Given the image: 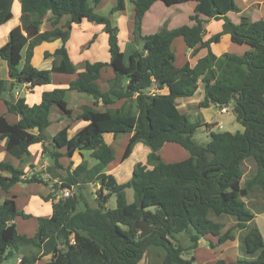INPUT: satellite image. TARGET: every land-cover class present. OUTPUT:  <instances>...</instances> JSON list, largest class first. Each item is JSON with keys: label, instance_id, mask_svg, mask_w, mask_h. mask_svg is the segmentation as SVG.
<instances>
[{"label": "trees", "instance_id": "obj_1", "mask_svg": "<svg viewBox=\"0 0 264 264\" xmlns=\"http://www.w3.org/2000/svg\"><path fill=\"white\" fill-rule=\"evenodd\" d=\"M101 1L20 0L22 27L14 29L9 43L0 49V59L6 64L11 80L20 85L44 86L51 83L52 73L77 72L66 48L73 26L83 21L104 25L111 61L86 64L68 90L91 98L95 106L100 102L110 104L112 97L125 101L120 108L105 112L83 107L79 119L88 125L69 138L72 110L64 92L44 94L37 108L27 105L25 99H5L8 112L21 120L12 125L0 117V139L8 140V153L22 161L30 158L33 145L47 140L46 132L55 110L65 121L52 137L54 151L49 156L54 163L47 173L51 180L75 190L72 197L54 204L50 217L38 220L33 237L19 234L15 219L28 220L29 216L18 211L15 201L0 204V264L15 255L14 264H37L47 256L51 257L47 264H139L147 252L154 251L159 252L160 261L152 260L149 264H196L192 252L209 236L218 238V245L239 242L241 255L231 264H264V238L253 224L256 212L244 201L256 191L264 198V21L241 16L237 24L231 22L229 13L242 12L235 0H129L133 5L134 36L145 42V48L143 52L135 51L126 63L110 17L95 12ZM158 2L169 8L195 3L190 17L195 25L165 28L139 37L145 15ZM13 3L14 0H0V26L13 18ZM126 4L127 0H118L111 14L125 11ZM49 11L55 16L51 20L53 30L40 33ZM65 17L69 20L59 27ZM210 20H224L225 24L222 32L205 42V26ZM224 35H230L236 45H247L249 51L242 56L230 53L217 56L211 46L219 44ZM179 37L193 51L195 60L182 68L176 67V54L172 50ZM56 40L63 42L54 54L61 61L55 62L51 70H37L32 64L35 48ZM202 52L205 55L200 57ZM107 67L113 69L116 79L111 90L102 93L97 81ZM200 84L204 100L199 109L233 104L244 132H211L206 145L194 141L202 123L200 120L193 123L190 116L182 114L176 100L195 96ZM152 88L159 89L160 94L149 95ZM6 91L7 82L0 80V99ZM108 134H131L122 161L132 155L135 145L143 143L152 151L150 160L158 164L148 169L139 163L134 167L132 179L118 184L112 175L105 173L115 160L113 148L104 141ZM167 143L180 145L190 157L177 163L161 162L159 152ZM62 149H67L68 155L74 151L91 152L96 161L91 170L100 182V190L89 193L88 183L78 180L77 176L86 169L84 165L73 171L68 169L62 175ZM43 153L47 154L46 149ZM248 160L255 162L256 170L244 179ZM0 171L10 174L0 176L3 191L20 182L48 184L41 174L26 176L9 163L0 162ZM59 182L53 187L57 192L61 191ZM127 189L134 192L135 201L131 204L127 202ZM112 196L116 198L115 209L107 208ZM226 216L235 225L223 233L226 224L221 219ZM143 221L155 226V230L140 239L136 224ZM181 234L188 236V245L179 243ZM207 264L226 263L219 260Z\"/></svg>", "mask_w": 264, "mask_h": 264}, {"label": "crops", "instance_id": "obj_2", "mask_svg": "<svg viewBox=\"0 0 264 264\" xmlns=\"http://www.w3.org/2000/svg\"><path fill=\"white\" fill-rule=\"evenodd\" d=\"M235 1L237 3V0ZM117 2L118 0H102L95 8V12L103 16L110 17L113 27L118 31L119 45L121 50L125 54V61L127 63L129 56L139 49V40H136L134 36V13L132 3L127 0L125 11L111 14L112 9L116 7ZM256 2H260V4H256ZM247 3L248 6L251 5L248 12L254 11V9H251V7H257L261 5L264 6V0H251V3ZM195 6V3H186L174 6L167 10L169 18L163 16L156 18V16L152 17V13H154V10L160 8L165 9L161 4H159V2L156 3L145 15L140 35L142 37L152 35L160 31L163 27L171 30L182 25H195V23L190 20V17L194 14ZM248 6L246 8H248ZM242 12L237 15L239 17L250 15H246L247 11L246 13H244V11ZM12 13L13 18L6 24L0 26V49L9 43L11 32L16 28L22 27L23 13L20 0H14ZM231 14L232 13H229L227 15L228 19L231 22L237 24L238 22L232 19ZM53 18H55V16L52 12L49 11L46 13L44 22L40 28V33L53 30L51 26V20ZM68 20V17L63 18L59 24V27L64 25ZM224 24V20L208 21L205 26L206 33L204 36V41L206 42L207 40H209L213 36L214 32L217 34L222 32ZM222 39H226L232 43L230 35H224ZM108 40L109 36L105 31L104 25L90 23L87 21H83V23L79 25H74L71 31L70 38L66 43V48L74 66L77 69V72L74 74L52 73L51 83L44 86L32 87L27 84H17L9 78L7 66L0 59V80H4L7 82V91L3 95V98L0 99V117H4L8 121V123L12 125L19 123L21 120L20 116L8 112L5 99H25L27 105L37 108L40 105L44 94L64 92L66 103L68 104L69 109L72 110V121L68 130V136L69 138H73L79 131H81L88 125L86 121L79 119V116L83 113V107H92L100 112H105L109 108H120L125 102L124 100H117L112 97L110 104L106 105L105 103L100 102L97 106H95V103L91 98L68 90L70 84L78 78L79 73L84 71L86 64L96 62L109 63L111 61ZM217 45L218 44H212V51L219 57L226 54L217 53L215 51ZM62 46L63 42L61 40H56L53 42L43 43L40 46L36 47L32 58L33 66L39 71L51 70L55 62L61 61V57H55L54 54ZM227 49L229 50V52H233L238 56H242L247 51H249L250 48L247 45L240 46L232 43L231 45H228ZM172 50L176 54V67L182 68L187 62H191L192 64L195 63V60L192 59L193 51L188 48L182 37L175 39L172 45ZM178 50L182 52L180 55L179 53L177 54ZM47 53L51 56L46 57L45 54ZM204 55L205 52H202L200 57H203ZM115 79L116 75L112 68L107 67L103 69L100 73V78L97 81V85L100 91L102 93H108L111 90ZM200 88L201 86L199 85L198 92L200 91ZM193 97L180 98L187 100H180L179 104H181V106L184 108L186 106V103L199 104L201 102L200 97L195 98L194 100L192 99ZM215 107L216 106H210L207 109L211 110ZM204 123H206V120L204 121ZM64 125L65 121L60 118L58 112L55 110L52 116L51 125L46 132L47 140L43 144L33 145L30 148L31 156L25 161H22L21 158H17L8 153V140L0 139V162L11 164L14 168L22 170L26 176H31L34 173L41 174V177L45 180V182H48V184L20 182L10 188L8 191H3L0 188V204H3L8 200H13L16 203L18 211L23 212L24 214L29 216L28 220L17 217L14 221L17 225V230L21 235H26L28 237H33L35 235L38 228V220L40 218H48L51 216L53 206L54 204H57V198L61 197L63 190L65 189L64 183L59 182L56 179L51 180L50 176L47 173V170L54 163L53 159L49 156V153L54 151V147L52 145V137L57 132H59ZM32 132L34 134H38L37 130H34ZM130 138L131 134H122L118 136L108 134L104 136L105 143L112 147L115 152V160L106 167L105 173L107 175H112L118 184H125L129 182H118L117 172L123 166L124 161H122V159ZM142 144L143 143H138L137 145H135L132 155L140 149ZM175 145L177 146L178 144L167 143L160 150L159 155L161 162H163L161 159V152L162 150L166 149V147H168L167 150H169L170 152L178 153L181 158L180 161L170 163L181 162L187 160L190 157V154L188 152H181V150L176 148ZM145 147L146 148H143L145 157L143 158L144 162L138 163H141L148 169H153L154 167H156L158 162H153L150 160V155L152 153L151 149L146 145ZM44 149H46L47 151L46 155H44L43 153ZM60 152L64 155V157L60 159V164L63 166V170L61 171L63 176L66 174V170L70 169L71 171H73L78 166L84 165L86 169L83 173L77 176L78 180L80 182H87L94 192H97L101 189L99 180H97L95 174H93L91 170L96 165V161L92 158L91 152L74 151L70 155L67 154V149H62ZM168 163L169 162H167V164ZM0 176L10 177V174L0 171ZM58 182L61 189V191L59 192H57V190L53 188L54 185ZM112 197H110L109 202L112 201ZM263 210L264 209H262V212L260 211L256 213V218L260 214L264 213ZM255 220L253 221V224H255ZM23 221L30 223V226H32V223L34 225V231H31L29 235L27 234L28 226L23 227V230L25 231L20 229V226L22 225L21 223ZM234 225L230 226L226 224L223 233ZM256 226L258 227V225ZM240 255L241 251L238 241L218 245V238L209 236L207 237V239L201 240L200 245L197 250H195L193 256L196 260V264L216 263L219 260L225 261L226 264H231L237 262V259L240 257ZM154 259H160L159 252H147L139 264H149V262ZM50 260L51 257L47 256L42 258L37 264H47L48 262H50Z\"/></svg>", "mask_w": 264, "mask_h": 264}, {"label": "rangeland", "instance_id": "obj_3", "mask_svg": "<svg viewBox=\"0 0 264 264\" xmlns=\"http://www.w3.org/2000/svg\"><path fill=\"white\" fill-rule=\"evenodd\" d=\"M247 2L251 3V0H237V5L239 6V8L242 9V11H244V13H246V11H247L246 15L250 14L249 16H246V17H248L251 21H258V20L264 21V6L261 5V6H257V7H251V9H254V11H251L252 12L251 13V12H248L251 5L248 6ZM159 4H161L165 9H162V8L155 9L154 13H152V17L156 16V18H158V17L163 16V17L169 18L168 14H167V10L172 8V7H170V8L166 7L163 3H160V2H159ZM256 4H260V2H256ZM247 6H248V8H246ZM231 17L233 20L239 22L240 17L236 13H232ZM165 28L166 27H163L160 31H162ZM160 31H158V32H160ZM215 31H216V29H215ZM158 32H156V33H158ZM214 33H213V35L217 34V33H215V34ZM231 44L232 43L230 41H228L226 39L225 40L222 39L220 44H218L217 47L215 48V51L217 53L234 54L233 52H229V50L227 49L228 45H231ZM178 51H177V54L179 53V55H180L182 52L180 50H178ZM181 60H182V57H181ZM200 86H201L200 91L197 92L195 97L192 98L193 100L195 98H199V97H200L201 101L204 100L203 87L201 84H200ZM180 100H187V99L177 100L176 105H177V108L179 109V111L185 115L190 116L191 121L193 123H196L199 120L202 123V127H200L198 129V131L196 132V134L193 137L194 141L196 143H198L199 145H206L210 141V133L211 132H214V133L244 132V128L242 127V125H240L237 122L236 115L233 111V104H231L229 106V108H227L226 111L223 112L220 107H215L214 109H211V110L199 109V107H198L199 104H195V103H186V106L183 108L181 106V104H179ZM205 120H206V123H204ZM206 124H208L209 126H207ZM143 148H146L144 144H142L140 149L137 150L131 157H129L126 161H124L123 166L117 172V181L118 182L124 183V182L130 181L132 179L134 167L137 165L138 162H144L143 158H145V157H144V149ZM167 148L168 147H166V149L162 150V152H161V159L164 163L176 162V161L181 160L178 153L170 152L169 150H167ZM176 148L181 150V152H184V153L187 152L184 148H182L178 145L176 146ZM244 168H245L244 179H246L255 173L256 164L253 160H248L245 162ZM89 191H90L89 193H95L91 188L89 189ZM126 197H127V202L129 204H131L135 201L134 192L132 189L126 190ZM112 198H113L112 201L109 202L107 205V208H109V209H115L116 208L115 197L113 196ZM244 201L256 213L260 212V211L262 212V209H264V198L262 197V194L260 191L254 192L250 198L244 199ZM221 221L224 224H227L230 226L235 224V221L232 218L227 217V216L223 217L221 219ZM21 224H22L20 226L21 230H23L24 226H28V229H27L28 235L31 233V231H34L33 223H32V226L29 225L30 223L24 222V221ZM255 225H258V228L261 230L262 234L264 235V213L257 216V218L255 220ZM23 231H25V230H23ZM235 233H238V232L235 231ZM178 240L182 246H186L189 244V239H188V236L186 234H181L180 236H178ZM194 253H195V251L192 252L193 255H194ZM161 254H162V252H161ZM185 257L189 258V256H185ZM16 259H17V257L15 255L11 259H9L7 262H5V264H14L16 262ZM154 260H157V259H154ZM157 261H160V259Z\"/></svg>", "mask_w": 264, "mask_h": 264}, {"label": "water", "instance_id": "obj_4", "mask_svg": "<svg viewBox=\"0 0 264 264\" xmlns=\"http://www.w3.org/2000/svg\"><path fill=\"white\" fill-rule=\"evenodd\" d=\"M139 37L141 35L139 34ZM145 48V42L143 40L139 41V52H143ZM221 109H227L229 108V104H227L225 107L219 106ZM136 228L140 230V239H144L151 235L153 231L155 230V226H150V224L147 221L140 222L136 224ZM205 240V239H204Z\"/></svg>", "mask_w": 264, "mask_h": 264}, {"label": "built area", "instance_id": "obj_5", "mask_svg": "<svg viewBox=\"0 0 264 264\" xmlns=\"http://www.w3.org/2000/svg\"><path fill=\"white\" fill-rule=\"evenodd\" d=\"M148 94H149V95L160 94V90L157 89V88H152V89L149 90V93H148ZM222 110H223V112L226 111V109H222ZM31 176H32V175H31ZM24 178H27V177H24ZM74 190H75L74 187H67V188H65V189L63 190V193H62L61 197H60V198H57V203H58L60 200H65V199H68V198L72 197V196H73V193H74ZM20 262H21V258L18 259V263H20Z\"/></svg>", "mask_w": 264, "mask_h": 264}]
</instances>
